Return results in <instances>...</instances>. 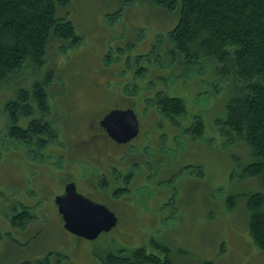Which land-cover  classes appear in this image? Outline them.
Wrapping results in <instances>:
<instances>
[{
    "label": "rangeland",
    "instance_id": "obj_1",
    "mask_svg": "<svg viewBox=\"0 0 264 264\" xmlns=\"http://www.w3.org/2000/svg\"><path fill=\"white\" fill-rule=\"evenodd\" d=\"M60 12L73 21L80 40L63 49L56 45L47 64L25 67L0 84V264L47 254L62 264H102L108 252L143 245L165 255L154 240L170 248L175 264H264V250L247 227L248 197L260 189L256 177L243 173L254 159L251 147L230 140L220 127L236 86L214 78L207 63L188 71L191 77L183 82L173 78L164 61L165 31L177 14L149 0H70ZM40 79L47 81L48 108L39 105L27 116L19 111L14 123L28 126L37 118L57 126L56 143L46 145L35 136L28 142L10 136L5 107L19 88ZM164 92L184 98L187 112L174 117L159 111L153 99L161 100ZM131 100L142 127L120 147L126 156L113 157L112 163H126L134 177L124 194L103 198L89 179L110 163L104 151H92L99 137L89 141L90 124ZM197 116L206 125L200 137L188 130ZM88 155L100 168L81 158ZM71 180L81 192L106 201L118 216L115 227L95 239L65 228L55 196ZM19 197L37 206L33 221L21 228L9 221Z\"/></svg>",
    "mask_w": 264,
    "mask_h": 264
},
{
    "label": "trees",
    "instance_id": "obj_2",
    "mask_svg": "<svg viewBox=\"0 0 264 264\" xmlns=\"http://www.w3.org/2000/svg\"><path fill=\"white\" fill-rule=\"evenodd\" d=\"M149 1L177 14L175 23L165 31L169 50L164 61L167 68L170 66L173 78L183 82L191 77L193 69L207 63L214 78L231 82L237 88V93L225 104V120L220 127L230 140H242L251 147L254 159L244 166L243 173L256 177L260 189L248 197L247 227L253 241L264 250V0ZM69 3L70 0H0V84L25 67L39 69L47 64L49 53L56 45L63 49L80 40L73 21L60 12ZM50 71H45L46 78ZM40 80L30 88H19L16 97L5 102V107L12 120L10 136L24 142L35 136L46 145L56 143L57 126L37 118L28 126L14 123L19 119V111L27 116L39 105L48 108L47 81ZM162 95L161 100L149 98L159 111L174 117L187 112L184 98L165 92ZM205 127L203 117L197 116L188 130L200 137ZM45 133L51 134L52 141L44 137ZM127 185L116 193L124 194L129 190ZM30 213L12 215V222H23L25 217L32 219L37 215ZM153 242L166 254L160 255L143 245L108 252L101 257L102 264H175L168 253L170 248ZM62 262L61 258L55 261L47 254L37 261L23 260L20 264Z\"/></svg>",
    "mask_w": 264,
    "mask_h": 264
},
{
    "label": "water",
    "instance_id": "obj_3",
    "mask_svg": "<svg viewBox=\"0 0 264 264\" xmlns=\"http://www.w3.org/2000/svg\"><path fill=\"white\" fill-rule=\"evenodd\" d=\"M101 123L121 143L136 137L140 129L139 119L133 108L113 109ZM55 200L65 228L78 236L95 239L118 223V216L108 205L79 192L74 182L68 183L65 192Z\"/></svg>",
    "mask_w": 264,
    "mask_h": 264
},
{
    "label": "flooded vegetation",
    "instance_id": "obj_4",
    "mask_svg": "<svg viewBox=\"0 0 264 264\" xmlns=\"http://www.w3.org/2000/svg\"><path fill=\"white\" fill-rule=\"evenodd\" d=\"M159 93V91H157V94ZM149 98H152V97H149ZM116 108H121L120 106L116 105V106H113L111 107L109 110H107L106 112H104L103 114H100V116H97V118H94L93 121L91 122L90 124V135L91 137L88 138L89 141L94 138V137H99V140L95 142V149L92 148V151H95V153H99V152H103L102 153V156L103 157H107L106 159H109V163L110 165L107 163V167L105 165V168H100V166L98 165L99 163L96 162V160H92V159H95V157L91 156L93 153H91V155H88L87 157H81V158H84L85 159V162L86 161H93V164H96L99 168H100V173L98 176H93L89 179L92 180V179H95V189L98 190V193H99V196L103 197V198H106L108 195L110 196L111 194H116L118 188H123L126 186V184H128V188H129V184L132 180V178L134 176H131L127 173V166H126V163H123L122 161L118 164L117 167H113L115 166V164L112 163V160H113V157H125L126 155L123 153L124 151L122 149H120L121 146H124V145H127L130 141H127V142H118L116 139H114L107 131V129L102 125L101 121L102 119L110 112L112 111L113 109H116ZM127 108H133V102L132 100L130 101V105L124 107V108H121V109H127ZM138 116V115H137ZM138 119H139V125H140V129H139V133H140V130H141V127H142V124H141V120H140V117L138 116ZM138 133V135H139ZM137 135V136H138ZM135 138V137H134ZM148 146V145H146ZM110 147L113 148L112 149V153L109 152L110 150ZM122 151V152H121ZM120 153V155H118ZM117 154V155H116ZM90 156V157H89ZM103 157H102V160H103ZM111 168L115 169L114 172H112ZM144 177V176H143ZM85 179V178H84ZM70 182H74L75 185H76V188L78 189L79 192H81L78 188V184L71 180V181H68L63 189V191L58 194V195H61L65 192L66 190V186L68 183ZM128 182V183H126ZM98 185H99V188L102 187L103 189L101 191H99V188H98ZM87 196H89L90 198L92 199H97V198H94L92 197L90 194H87V193H84V192H81ZM101 194V195H100ZM56 195L55 196V199L56 197L58 196ZM98 195V194H97ZM122 194H117V196H121ZM20 206H19V209H17L15 207V211H14V214L13 216H20L22 213H28L29 215L31 214L30 212L33 213V206L34 204L32 203H29L26 201V199H23V198H20ZM97 201H100L102 203H106V201H101L98 200ZM55 207L57 208V211L59 212L58 210V204L56 203V200H55ZM32 210V211H30ZM36 209H34L35 211ZM35 214L37 213V211L34 212ZM116 213V212H115ZM59 214H61L59 212ZM117 215V214H116ZM62 219H63V216L61 214ZM31 218H24L23 219V222L19 220L18 223H13L12 222V219H11V216H9V221H11L12 224L16 225V226H19L20 228L22 227V224L21 223H25V222H28ZM34 218H32V221H33ZM34 223V222H33ZM63 224H64V220H63ZM24 227V226H23ZM29 227L26 226L25 227V230ZM6 231V230H5ZM22 232H26V231H23ZM70 232V231H69ZM26 260H29V258H26Z\"/></svg>",
    "mask_w": 264,
    "mask_h": 264
}]
</instances>
